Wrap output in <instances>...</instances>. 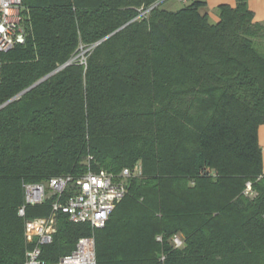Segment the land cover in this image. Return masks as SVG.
Segmentation results:
<instances>
[{
    "label": "trees",
    "instance_id": "1",
    "mask_svg": "<svg viewBox=\"0 0 264 264\" xmlns=\"http://www.w3.org/2000/svg\"><path fill=\"white\" fill-rule=\"evenodd\" d=\"M165 1L22 0L0 69V264L25 263V221L51 210L20 215L24 184L88 168H130L127 193L104 228L60 214L47 264L89 235L97 264H264V22L248 0L216 23Z\"/></svg>",
    "mask_w": 264,
    "mask_h": 264
},
{
    "label": "built area",
    "instance_id": "2",
    "mask_svg": "<svg viewBox=\"0 0 264 264\" xmlns=\"http://www.w3.org/2000/svg\"><path fill=\"white\" fill-rule=\"evenodd\" d=\"M154 6L140 8L136 19L147 16ZM21 7L22 0H0V69L2 54L25 43L27 31L23 25ZM134 170L135 173L139 172L138 167ZM132 174L130 168H124L118 177L105 169L88 168L82 173L56 176L46 182L25 183V202L19 209L20 215L25 216L28 205L41 204L51 197L53 199L48 215L27 218L25 221V237L33 246L27 250L24 264H47L41 258L42 248L53 242L60 214L68 215L73 222L89 223L92 229L104 228L117 203L125 197L127 179ZM247 190H251L250 184ZM171 239L176 247L183 245L179 235ZM96 255L95 236L89 235L81 237L70 254L48 264H97Z\"/></svg>",
    "mask_w": 264,
    "mask_h": 264
},
{
    "label": "crops",
    "instance_id": "3",
    "mask_svg": "<svg viewBox=\"0 0 264 264\" xmlns=\"http://www.w3.org/2000/svg\"><path fill=\"white\" fill-rule=\"evenodd\" d=\"M206 6L202 9L203 13H207L212 22L219 21L218 7L222 4L234 6L236 0H203ZM249 8L254 13L255 22H264V0H248ZM259 141L263 148V171H264V123L259 129Z\"/></svg>",
    "mask_w": 264,
    "mask_h": 264
},
{
    "label": "rangeland",
    "instance_id": "4",
    "mask_svg": "<svg viewBox=\"0 0 264 264\" xmlns=\"http://www.w3.org/2000/svg\"><path fill=\"white\" fill-rule=\"evenodd\" d=\"M185 6V3L179 1V0H166L163 4H162V7L163 8H166V9H170V10H177V9H180L182 7ZM87 50H85L84 48H82V52L79 54V57L82 59V60H85L86 56L84 55L85 52ZM0 76H1V71H0ZM138 167V166H136ZM139 168V167H138ZM136 169V168H135ZM136 171V170H135ZM158 240V239H157Z\"/></svg>",
    "mask_w": 264,
    "mask_h": 264
},
{
    "label": "water",
    "instance_id": "5",
    "mask_svg": "<svg viewBox=\"0 0 264 264\" xmlns=\"http://www.w3.org/2000/svg\"><path fill=\"white\" fill-rule=\"evenodd\" d=\"M63 66H65V65H63ZM50 75H51V74H50ZM48 76H49V75H48ZM48 76L42 78L41 80H39L37 83H35V84H33V85H36V84L40 83L42 80H44V79L47 78ZM12 100H13V99H11L10 101H12ZM10 101H8V102H10Z\"/></svg>",
    "mask_w": 264,
    "mask_h": 264
}]
</instances>
